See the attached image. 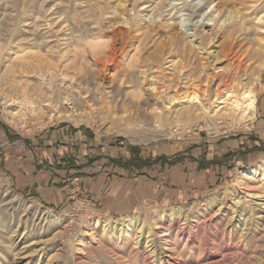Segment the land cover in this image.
Masks as SVG:
<instances>
[{
	"label": "bare ground",
	"instance_id": "bare-ground-1",
	"mask_svg": "<svg viewBox=\"0 0 264 264\" xmlns=\"http://www.w3.org/2000/svg\"><path fill=\"white\" fill-rule=\"evenodd\" d=\"M194 1L191 7L186 0H16L11 18L2 15L13 28L0 43L5 121L20 129L80 124L106 97L118 108L115 94L126 85L147 94L140 110L160 122L164 137L190 136L194 122L205 123L212 139L223 134V125L252 127L264 90V0ZM147 3L150 10L139 9ZM208 8L190 33L175 31L174 23H187L183 11L191 9L194 19ZM133 133L143 142L158 136ZM6 185L2 179L0 264H57L65 247L48 246L68 234L69 223L80 229L87 216L69 219V209L52 213ZM203 204L193 217L179 206L150 214L152 205L158 208L154 202L120 219L100 213L79 239L65 237L68 253L73 264H264V158ZM86 208L88 215L94 210ZM201 222L215 224L216 232L203 234ZM97 236L109 260L89 249L74 258Z\"/></svg>",
	"mask_w": 264,
	"mask_h": 264
},
{
	"label": "rangeland",
	"instance_id": "rangeland-1",
	"mask_svg": "<svg viewBox=\"0 0 264 264\" xmlns=\"http://www.w3.org/2000/svg\"><path fill=\"white\" fill-rule=\"evenodd\" d=\"M15 1L16 0H1L0 2V25H2L0 27V43H6L9 38H11L13 28L12 26L8 27V25H11V23L5 22L6 19L4 21L2 20V15H4V17L8 19L11 18L10 14H14L18 9L16 5L17 2L15 3ZM186 1L190 4L191 7L196 4V1L194 0ZM203 4L204 3L202 1L200 2L199 6H202ZM3 9L4 12H2ZM139 9L146 12L150 10L151 7L147 3L140 5ZM209 10V8L205 9V15H197L194 19L192 18L193 21H191V15H189L190 13H192L191 9L183 11V17L185 20H187V23H185L186 25L174 23L173 26L174 28L176 27L175 31L183 29L182 31L185 30L190 33L193 27L192 23H195L196 21H199V23H201ZM205 11L207 12L205 13ZM131 12V14L134 13V11ZM145 12L143 13V15L146 14ZM148 17L149 15L143 18H145L146 20V18ZM4 24H6L5 28L3 27ZM105 26L109 27L108 24H105ZM209 28L210 27H206L205 31H208ZM220 42L221 40L218 41V43ZM211 46H213V44H211L210 47ZM223 65L224 63L222 64V66ZM34 83V78H31L30 80H28V87H32ZM125 87L126 85L121 91H119L118 94H115L119 95V100L117 101V105H119L118 108H114L115 103L113 98L106 97L101 104L93 105L91 107V117H85V121L80 122V124H75L74 122L69 120L61 122L55 121L47 125L43 129H36L34 127H26L25 129H20L8 124L5 121L4 115L0 110V128H5V131L8 130L5 138L7 144H5L6 142H4L5 145L0 147V157L2 158L0 162V176L2 177H0V184L2 179H8L11 185V189H13L12 191L18 194L23 200L29 201L33 200L34 198L38 201L42 208L46 207L52 213L61 211L64 212L69 209L71 210V213H67L69 219L77 220L80 219L82 215L85 217L87 216L85 218V222H87H84V225L82 224L80 226V229H78L79 227H77L75 224H68L70 225V227H67V229H69L67 230V235L72 236V240L75 239L76 241V239H79L81 234L88 229V220L96 219V217L101 215L100 213L113 217L114 220L120 219L124 215H131L139 212L140 208L145 203L138 205L137 208H134L129 212H120L117 211L118 209H114L112 211V209L108 210L99 205L98 201L95 200L96 196L94 195V192L91 195L92 197L94 196V199H92L91 197L83 198L82 194L84 192L77 191L76 194H74L73 198L71 197L68 201H64L66 203L63 202L64 204L62 203L61 205H57V207H51L41 202L37 196L33 195V193L31 195L23 193V191L16 186L15 182L9 175L12 172L11 170H13L11 169V166L14 164V161H22L23 165L26 167L25 169H29V171L27 172L30 175L34 174L35 177L40 176L41 179L40 172L42 171H40V166L42 164H38L39 167L34 166V168L30 170V167L32 166L27 164L28 160L30 161V159L27 158L26 147H38L39 138H41L45 134H50L49 132L51 131L65 134L69 133V139H67L69 142L67 144L66 139H63L61 137V139L58 141V145L61 146L60 148L62 151L64 150L62 146H66L73 149L72 152L76 153V156H79V154L81 153L80 150H83L84 153H87V155H92V159H90L91 157L88 156L89 163L108 158V161L112 162V164H114V167L112 166L110 168L111 164L105 161V163L102 165L101 170L103 171V173H107V177L109 178L117 176L121 181L123 178H132V176L136 175L141 176V174H144L143 172L147 171L148 179L155 181V179H160L159 174H161L164 170L168 171L171 169H177L179 167L185 170V172H189L191 179L193 176L199 177L195 181V183L205 182V191L203 192V194L194 195L190 193V195H188V197H186L182 201L174 202L170 205L159 204L157 205L158 208L152 205L153 208L150 210V214L160 210L179 206L182 208L183 214H186L189 217H193L192 215H195L197 210L204 206L203 203H205V201L216 197L223 192H226L227 189L232 186L235 179H237L241 172L245 171L252 165H255L262 158H264V90L258 94L261 106L257 117L254 119V122L252 124L250 123L252 127L245 129L240 126L230 127L227 125H223L221 128L223 134L216 139H212V134H209L206 126L204 127L205 123L194 122L192 124V129L194 132H192L190 136L182 138L183 140H185L183 141L182 139H172L161 135L163 127L161 126L160 122L156 121V119L151 116V114H145L144 111L140 110V105L143 104V101L141 100H143V98H146V96L144 95L147 94L138 91L131 92ZM133 131H139L140 133L148 134L153 133L158 136L154 141H136L133 139L138 138V136L134 134ZM79 134L87 137L86 141H77L76 138ZM240 141L245 142V144H239L238 149L237 144L238 142L240 143ZM249 154H253L254 156H256V159L252 163L247 164L248 161L244 160L242 157ZM19 157L21 159H19ZM208 157L211 158L208 159ZM241 160H244L243 164L239 163V161ZM76 165V162H71V164H68L67 168L71 170L70 167H74ZM95 165H98V163H95L93 165L94 171L98 169V166ZM54 166L57 165L54 164ZM73 177L76 178L77 176L74 175ZM10 185H6V187ZM87 206L94 209L89 215L86 214L88 210L86 208ZM97 209L99 211H97ZM186 212L190 213L187 214ZM148 216L150 215L148 214ZM147 219L150 218L147 217ZM76 223L79 224V222ZM200 225L198 228L201 227L202 229H204L203 234L206 232L213 233L217 230L214 227L216 226L215 224H213L214 226H209V224H206L207 226H205L204 223L201 222ZM204 226L206 227V229ZM52 228H54V226H52ZM89 228H91V226H89ZM185 230L187 235L189 228ZM76 231H78V233ZM53 233L54 231H50L49 236H51ZM66 236L59 239V241L57 242L58 244H52L54 246L50 244L48 246L49 251H53L58 247L57 245L59 244L65 247L64 256L56 261L57 264H73V261L70 258V254L68 253V244L66 242L67 238H65ZM36 239L37 238H33L32 241ZM185 240L183 239V241H181V243L179 244L180 248L184 246ZM32 241H29L27 244ZM100 241L103 242L99 239V236H97L95 240L90 241V245L88 244V248L87 246H85V250L83 248L82 251H76V255L74 258L80 259V256H86L89 254V251H91L93 252V254H98L99 256L102 255L105 260H109L110 257L108 258V256L106 255V251L103 248H100L102 247ZM104 242H106V244L108 245L110 243H108L107 241ZM23 246H25V244H21L19 248H22ZM50 246H52V249H50ZM121 255H123V253ZM196 255H198V252ZM36 262L37 261L34 260L31 264H35ZM111 262L109 261L110 264H113Z\"/></svg>",
	"mask_w": 264,
	"mask_h": 264
},
{
	"label": "crops",
	"instance_id": "crops-1",
	"mask_svg": "<svg viewBox=\"0 0 264 264\" xmlns=\"http://www.w3.org/2000/svg\"><path fill=\"white\" fill-rule=\"evenodd\" d=\"M4 129L0 128V147L7 144L5 138L8 130L5 131ZM49 133L39 138L38 147H26L27 158L30 159V161L27 159V164L32 166L30 170L34 166L39 167L38 164H42L40 166L41 179L40 176L30 175L27 172L29 169H25L22 161H14L11 166L13 170L9 175L23 193L30 195L33 193L41 202L51 207H57L71 197L73 198L77 191L84 192L83 198L91 197L92 199L94 196L91 195L94 192L95 200L98 201L99 205L108 210L112 209V211L118 209L117 211L120 212L132 211L138 205L148 202H154L157 205H169L184 200L190 193L201 195L205 191V182L195 183L199 177L193 176L191 179L189 172H185L179 167L168 171L164 170L159 174L160 179H155V181L148 179L147 171L143 172L144 174L141 176L123 178L121 181L117 176L109 178L107 173H103L101 170L105 161L111 164L110 168L114 167L108 158L89 163L88 156L91 157L92 155H87L83 150H80L81 153L79 156L77 155L78 157L69 147L62 146L64 150H61L58 141L61 138L66 139L67 144L69 133H57L56 131ZM86 138L79 134L76 139L80 142L86 141ZM4 142L6 143L4 144ZM239 144H245V142H238V149ZM255 157L253 154H249L242 158L248 161L247 164H250L256 159ZM210 158L208 157V159ZM19 159L21 158L19 157ZM1 160L0 157V162ZM244 160L239 161V163L243 164ZM71 162H76L77 165L70 167L71 170H69L67 166ZM93 163H98L95 165L98 166L96 171L93 169ZM74 175L77 177L74 178Z\"/></svg>",
	"mask_w": 264,
	"mask_h": 264
}]
</instances>
